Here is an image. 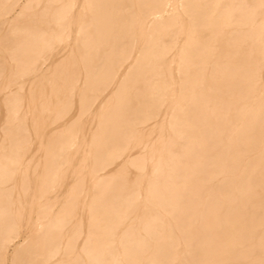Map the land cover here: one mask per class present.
<instances>
[{
  "label": "bare ground",
  "instance_id": "obj_1",
  "mask_svg": "<svg viewBox=\"0 0 264 264\" xmlns=\"http://www.w3.org/2000/svg\"><path fill=\"white\" fill-rule=\"evenodd\" d=\"M18 1L0 264H264V0Z\"/></svg>",
  "mask_w": 264,
  "mask_h": 264
},
{
  "label": "rangeland",
  "instance_id": "obj_2",
  "mask_svg": "<svg viewBox=\"0 0 264 264\" xmlns=\"http://www.w3.org/2000/svg\"><path fill=\"white\" fill-rule=\"evenodd\" d=\"M22 2H23V0H19L17 4L20 5ZM18 5H15V7L17 8ZM14 240H17V238H15Z\"/></svg>",
  "mask_w": 264,
  "mask_h": 264
}]
</instances>
